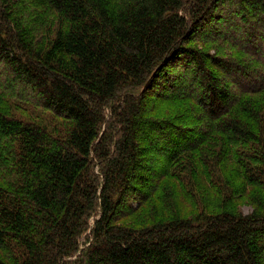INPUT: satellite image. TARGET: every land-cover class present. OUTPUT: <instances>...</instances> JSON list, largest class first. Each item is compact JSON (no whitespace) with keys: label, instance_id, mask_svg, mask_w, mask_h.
<instances>
[{"label":"trees","instance_id":"16d2710c","mask_svg":"<svg viewBox=\"0 0 264 264\" xmlns=\"http://www.w3.org/2000/svg\"><path fill=\"white\" fill-rule=\"evenodd\" d=\"M233 7L260 41L264 0H0V264H264V76L189 45Z\"/></svg>","mask_w":264,"mask_h":264},{"label":"rangeland","instance_id":"374dc122","mask_svg":"<svg viewBox=\"0 0 264 264\" xmlns=\"http://www.w3.org/2000/svg\"><path fill=\"white\" fill-rule=\"evenodd\" d=\"M232 9H235L236 16L235 19L232 20L231 16L229 15V20L227 18L219 19L218 17L216 18V24L217 27L212 29V31H209V27L205 28V30L198 32L197 35L192 39V42L189 43V45H192L196 47L199 51H202L206 53V55H209L207 57V60L211 63L213 61V58L215 60H218V62H222L226 67H231L237 71H239V66L240 67H246V70H250L251 73L255 72L254 78L257 79L260 78V76H264V36L260 41L254 40L251 41L250 43H245L244 38L242 35L244 34L245 31V25L242 18L239 17V12L237 13V8L233 7ZM220 17V16H219ZM226 20V22H225ZM225 22V23H224ZM213 25L214 26H216ZM226 25V26H225ZM261 32L264 33V27H262ZM240 45L243 50H239L235 48L234 44ZM244 46V47H243ZM255 46V47H254ZM253 49L252 51L249 50ZM260 48V49H259ZM212 63H215L213 61ZM229 63H234L237 64L235 66H230L227 64ZM192 67V68H189ZM211 67V66H208ZM226 67H223V71L225 72ZM194 67L192 65H178L175 67V71H171L170 75H175V74H185L186 80H190L191 78L193 79L192 81V89H187L184 85L181 86L179 85V90H182V92H185L186 95L190 96L191 98L190 101L186 104H183L185 106H180V110L182 113V119H185V117L190 114L192 115V111H194L195 107L191 110V106H195L194 103L196 100H200L201 97H203V92L201 88L197 86V79L201 77V75L198 73L193 72ZM1 70V68H0ZM211 70V68H208V71ZM176 72V73H175ZM250 73V74H251ZM229 77H232V73H228ZM235 75V74H234ZM236 79L237 81H241L242 79L240 78H232V81ZM246 79V78H244ZM241 81L242 87L247 88V87H252V86H257V84H261L262 81L255 80L253 81ZM237 81H233L232 84L234 86L237 85ZM228 82H230L228 80ZM186 83V82H185ZM253 83V84H250ZM231 91L236 92L238 90H235L233 87H231ZM7 104V103H5ZM196 112V110H195ZM182 124H185L182 123ZM203 126V124H199V127ZM152 159V158H151ZM153 163L156 161L157 163L161 161V157L158 156V158H153L152 159ZM128 199V198H127ZM249 205L243 204L241 206V209H243L244 213H249L250 209L248 207Z\"/></svg>","mask_w":264,"mask_h":264}]
</instances>
